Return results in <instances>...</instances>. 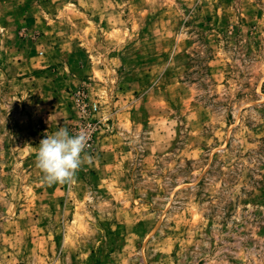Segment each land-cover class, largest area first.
<instances>
[{"label":"rangeland","instance_id":"1","mask_svg":"<svg viewBox=\"0 0 264 264\" xmlns=\"http://www.w3.org/2000/svg\"><path fill=\"white\" fill-rule=\"evenodd\" d=\"M0 264H264V0H0Z\"/></svg>","mask_w":264,"mask_h":264},{"label":"clouds","instance_id":"2","mask_svg":"<svg viewBox=\"0 0 264 264\" xmlns=\"http://www.w3.org/2000/svg\"><path fill=\"white\" fill-rule=\"evenodd\" d=\"M86 143L85 135H71L65 128L52 135L46 134L36 153L37 167L44 174L45 182L71 184L81 166Z\"/></svg>","mask_w":264,"mask_h":264},{"label":"crops","instance_id":"3","mask_svg":"<svg viewBox=\"0 0 264 264\" xmlns=\"http://www.w3.org/2000/svg\"><path fill=\"white\" fill-rule=\"evenodd\" d=\"M70 84H65L64 87H68Z\"/></svg>","mask_w":264,"mask_h":264},{"label":"built area","instance_id":"4","mask_svg":"<svg viewBox=\"0 0 264 264\" xmlns=\"http://www.w3.org/2000/svg\"><path fill=\"white\" fill-rule=\"evenodd\" d=\"M83 94H79V96H82Z\"/></svg>","mask_w":264,"mask_h":264}]
</instances>
